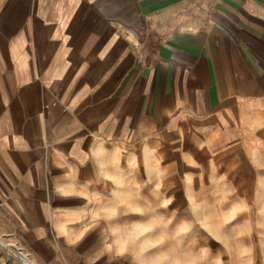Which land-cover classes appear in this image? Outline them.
I'll use <instances>...</instances> for the list:
<instances>
[{"label": "crops", "instance_id": "0c3cea01", "mask_svg": "<svg viewBox=\"0 0 264 264\" xmlns=\"http://www.w3.org/2000/svg\"><path fill=\"white\" fill-rule=\"evenodd\" d=\"M244 167L264 174V0H0V264L217 252Z\"/></svg>", "mask_w": 264, "mask_h": 264}, {"label": "rangeland", "instance_id": "374dc122", "mask_svg": "<svg viewBox=\"0 0 264 264\" xmlns=\"http://www.w3.org/2000/svg\"><path fill=\"white\" fill-rule=\"evenodd\" d=\"M248 167L243 184V190L237 189L231 199V206H220L219 209L229 210L230 222L225 224L229 229L221 231L219 246L214 253H201L195 245H189L186 251L180 247V238L173 237L172 246L158 244L157 250L149 254L147 244L142 245L145 253L139 258L143 264H264V174L253 172L249 174ZM237 186L240 187V175ZM251 182V183H250ZM180 208L177 213H180ZM196 207L191 214L196 213ZM191 216V215H190ZM180 222H173L175 230ZM221 225L218 230L220 231ZM196 222H189V241H195L191 237L195 234ZM218 231V233H220ZM224 232V233H223ZM195 243V242H194ZM192 244V243H190Z\"/></svg>", "mask_w": 264, "mask_h": 264}, {"label": "built area", "instance_id": "2783aa9c", "mask_svg": "<svg viewBox=\"0 0 264 264\" xmlns=\"http://www.w3.org/2000/svg\"><path fill=\"white\" fill-rule=\"evenodd\" d=\"M0 246L8 247V244L5 243L2 239H0ZM14 246L15 253L21 258L24 264H33L29 259L28 255L22 251V249L16 245Z\"/></svg>", "mask_w": 264, "mask_h": 264}]
</instances>
